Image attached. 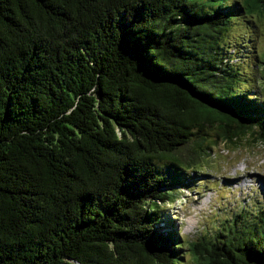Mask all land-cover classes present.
<instances>
[{"label":"trees","instance_id":"trees-1","mask_svg":"<svg viewBox=\"0 0 264 264\" xmlns=\"http://www.w3.org/2000/svg\"><path fill=\"white\" fill-rule=\"evenodd\" d=\"M250 15L264 0H0V264H264V204L195 240L160 206L218 139L264 144L220 42Z\"/></svg>","mask_w":264,"mask_h":264},{"label":"rangeland","instance_id":"rangeland-1","mask_svg":"<svg viewBox=\"0 0 264 264\" xmlns=\"http://www.w3.org/2000/svg\"><path fill=\"white\" fill-rule=\"evenodd\" d=\"M220 42L229 49L230 64L241 73L237 90L264 95L257 86L264 82V68L260 72L257 67L259 54L264 52V19L255 15L231 19ZM209 152L210 156L201 158L192 168L200 171L188 172L185 186L179 185L176 200L160 205L173 218L180 234L191 240L201 235L211 237L215 230L225 228L244 205L253 211L264 204L263 143L251 136L225 143L218 139ZM187 153L183 150V154ZM182 262L189 264V257Z\"/></svg>","mask_w":264,"mask_h":264}]
</instances>
